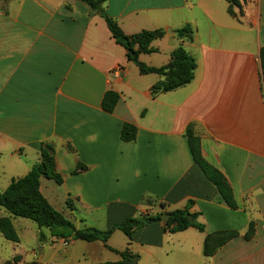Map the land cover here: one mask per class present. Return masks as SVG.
I'll use <instances>...</instances> for the list:
<instances>
[{
  "label": "crops",
  "instance_id": "crops-1",
  "mask_svg": "<svg viewBox=\"0 0 264 264\" xmlns=\"http://www.w3.org/2000/svg\"><path fill=\"white\" fill-rule=\"evenodd\" d=\"M239 2L234 16L226 0L103 3V15L127 36L164 31L150 45L157 52L140 54V63L165 66L179 46L195 59L188 85L152 97L150 88L162 78L139 74L101 14L74 0L0 1V192L39 163L41 146L52 145L63 182L41 179L39 192L78 230L104 231L139 219L149 201L163 203L167 212L191 202L189 212L204 232L170 234L153 222L129 241L114 230L107 246L128 248L139 257L136 264H163L169 256L173 264H264V0ZM184 26L194 32L191 41L174 34ZM117 68L120 76L114 77ZM108 91L119 95L112 113L101 108ZM124 123L137 129L133 142L120 139ZM188 127L203 159L227 181L236 209L221 203L194 170ZM78 165L86 170L73 174ZM19 227L20 242L29 227ZM217 232L235 236L204 257L206 235ZM116 233L124 237L119 247L110 244ZM77 242L45 255L41 246L36 260L94 264L87 256L97 242L74 250ZM116 256L113 262L120 260Z\"/></svg>",
  "mask_w": 264,
  "mask_h": 264
},
{
  "label": "trees",
  "instance_id": "trees-1",
  "mask_svg": "<svg viewBox=\"0 0 264 264\" xmlns=\"http://www.w3.org/2000/svg\"><path fill=\"white\" fill-rule=\"evenodd\" d=\"M5 1V0H0ZM85 5L89 10L101 14L112 38L123 47L127 52V59L133 63L140 75H157L162 78L150 88L152 97L159 94L172 92L188 85L194 76L196 68L195 59L188 54L183 47L179 46L170 55L168 64L160 68L147 67L140 63L138 56L140 54H152L157 51L151 48V43L162 39L165 36L164 31H143L141 33L127 36L119 26L102 13V5L107 0H74ZM228 3L227 12L234 16L233 8H240L239 0H226ZM177 39L181 42L191 41L194 32L190 26H184L174 32ZM261 64V78L264 83V47L259 53ZM119 101V95L108 91L104 94L101 101V108L106 113H112ZM137 129L134 125L124 123L120 131V139L125 143L135 140ZM185 136L187 139L189 151L193 160L194 170L201 178L209 183L218 195L219 201L230 209H236L232 191L224 177L213 167H211L202 157L198 139L191 127H188ZM39 163L34 165L31 170L22 178L11 180L7 188L0 192V208L5 212V216L0 217V235L4 240L11 243H19V237L12 223V219L19 218L29 220L36 225L38 229H47L51 238L61 240L65 243L82 241L85 243L100 242L108 251L118 254L121 258L118 262H107L100 264H136L139 257L132 254L128 248L119 252L107 246V242L114 230L123 233L129 241L132 240V234L149 223L160 222L161 216L145 217L141 219H128L117 226H112L104 231L95 228L76 229L74 225L55 210L46 199L40 194L39 187L41 179L51 180L57 185L63 182L62 176L57 173L55 168V153L52 145L45 144L39 150ZM83 165H78L73 171L77 174L85 171ZM169 202L168 199L164 200ZM164 207L163 203L159 204ZM191 202L183 210H175L168 215L169 221L165 224V230L170 234L183 232L189 228H194L199 232H204V227L196 222L197 215L189 212ZM252 235V228H249L245 238L249 239ZM235 236L232 232H217L208 234L203 244V256L211 257L228 240ZM44 240L40 233L39 241ZM19 257H14L12 262L5 264H15L19 262Z\"/></svg>",
  "mask_w": 264,
  "mask_h": 264
},
{
  "label": "rangeland",
  "instance_id": "rangeland-1",
  "mask_svg": "<svg viewBox=\"0 0 264 264\" xmlns=\"http://www.w3.org/2000/svg\"><path fill=\"white\" fill-rule=\"evenodd\" d=\"M171 212H167L166 209L163 207H160L157 202L154 201H149V202H145V204L143 205V207L140 209L139 211V219L141 218H145V217H155L158 215H167ZM5 216V212L2 208H0V216ZM169 218L165 221L162 222L164 225L166 223H168ZM12 223L14 225V227L16 228L18 234L21 233L20 232V227L19 225L21 223L28 225V229L25 230L24 235L22 236V238L20 239L19 243H11L8 242L6 240L3 239V237L0 235V260L3 261H9L12 262L14 257H17V255L20 257L21 259V263H25V264H43L38 262L36 259L39 258L40 255V247L41 246H45L44 249V255L45 254H49L46 253L50 250L51 247H53L54 249H58L60 251H63L64 249L68 248V245L65 244V242L62 243V245H60L58 243V240H54V242L50 241V233L47 229L43 228V229H38L36 227V225L34 223H32L29 220H25V219H19V218H14L12 219ZM95 225V224H94ZM98 225V224H97ZM95 227V226H93ZM37 230H39L44 238V240L39 241L40 238V234H37ZM20 235V234H19ZM35 237L38 238V241H35ZM123 235H120L119 233H116V235H114L111 238L110 244L113 247H119L121 245V243L123 242ZM85 243L83 242H77L75 245V249H78L79 246L84 245ZM101 243L97 242L95 244V253L93 255L89 254L87 257L91 259V261H94V264H100V263H107V262H113L115 261V259H118V257L112 253H109L107 251H103L101 248ZM124 251V250H122ZM119 251V252H122ZM131 252V251H130ZM79 254H77L78 256ZM119 256V255H118ZM120 258V256H119ZM172 258H174L173 256H169L168 258H166V261L163 262V264L166 263H171L173 264V260ZM159 257H157V262H158ZM165 260V258H163ZM121 260V258H120ZM119 260V261H120ZM5 264V263H4ZM15 264H20V263H15ZM55 264H58V261L55 262Z\"/></svg>",
  "mask_w": 264,
  "mask_h": 264
},
{
  "label": "built area",
  "instance_id": "built-area-1",
  "mask_svg": "<svg viewBox=\"0 0 264 264\" xmlns=\"http://www.w3.org/2000/svg\"><path fill=\"white\" fill-rule=\"evenodd\" d=\"M120 71H121V70L117 68L116 70L113 71L112 75H113L114 77H118V76H120ZM65 244L68 245V243H65Z\"/></svg>",
  "mask_w": 264,
  "mask_h": 264
},
{
  "label": "water",
  "instance_id": "water-1",
  "mask_svg": "<svg viewBox=\"0 0 264 264\" xmlns=\"http://www.w3.org/2000/svg\"><path fill=\"white\" fill-rule=\"evenodd\" d=\"M168 219V215H162L161 220L162 222H165Z\"/></svg>",
  "mask_w": 264,
  "mask_h": 264
}]
</instances>
